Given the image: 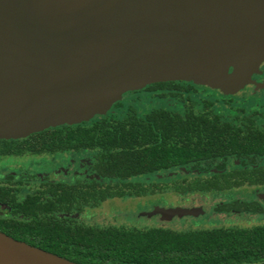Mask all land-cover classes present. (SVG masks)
<instances>
[{
    "label": "water",
    "instance_id": "water-1",
    "mask_svg": "<svg viewBox=\"0 0 264 264\" xmlns=\"http://www.w3.org/2000/svg\"><path fill=\"white\" fill-rule=\"evenodd\" d=\"M262 30L264 0H0V139L80 121L148 84L215 80L233 90L227 66ZM0 264L74 263L0 233Z\"/></svg>",
    "mask_w": 264,
    "mask_h": 264
},
{
    "label": "trees",
    "instance_id": "trees-1",
    "mask_svg": "<svg viewBox=\"0 0 264 264\" xmlns=\"http://www.w3.org/2000/svg\"><path fill=\"white\" fill-rule=\"evenodd\" d=\"M145 90L172 92L180 87L173 82H161ZM211 106L212 103H203L199 114L187 109L185 116L157 109L138 117L129 108L122 120L63 125L22 140L0 139V157L96 151L93 172L102 179L124 182L186 165L207 171L228 157L255 160L264 156V132L255 129L250 119L243 129L235 128L215 115ZM244 182L264 184V170L216 173L212 180L196 181L178 188L177 192L228 191L240 188ZM134 187L130 183H122L115 190L100 189L94 184L83 187L57 184L46 192L27 196L21 203L9 191L1 189L0 202L11 208V217H0V233L74 264H258L264 261L262 226L189 231L101 228L76 224L58 215L80 211L81 205L96 207L110 198L141 196L145 192L141 189L131 193L129 188ZM230 208L231 205H223L220 210Z\"/></svg>",
    "mask_w": 264,
    "mask_h": 264
},
{
    "label": "rangeland",
    "instance_id": "rangeland-1",
    "mask_svg": "<svg viewBox=\"0 0 264 264\" xmlns=\"http://www.w3.org/2000/svg\"><path fill=\"white\" fill-rule=\"evenodd\" d=\"M236 65L227 66L228 77L238 78L234 92L244 87L247 76L259 71L264 62V30L253 37L249 44L242 48L235 56ZM245 63L242 69L246 71L239 75V68ZM242 64V65H241ZM238 65V66H237ZM241 65V66H240ZM187 85L193 84L197 91L190 92L183 90L179 96H173L169 91L148 92L144 85L138 88L122 91L116 98L99 108H92L87 116L76 122H67L63 125L92 124L103 119L122 120L128 113L129 108L136 111L138 117H143L152 110L164 109L170 112L184 113L187 108L193 107L196 113L201 112L203 103L211 101L218 94L222 98L214 105V112L226 117L229 120L241 119L242 106L247 110L242 112L251 115L257 127L264 130V106H249L237 100H230L234 93L221 87L215 80L210 82H195L178 80L172 81ZM152 85V84H150ZM183 88V87H182ZM208 89V90H207ZM210 90V91H209ZM175 92V91H174ZM239 95V94H238ZM237 96V95H236ZM225 97V98H224ZM229 97V98H228ZM251 105H253L251 103ZM238 124V122L236 123ZM3 140H22L24 137L2 138ZM96 151H82L79 153L66 152L55 155L31 156L26 154L22 157H0V186L13 187L16 189V199L22 200L28 195L47 191L57 184L64 187L85 186L94 184L98 188L110 187L117 189L122 183H130L135 186L129 188L131 193L144 189L141 196H125L123 198H110L101 202L96 207L83 206L81 210H74L71 214H58L60 217L70 219L72 222L84 226L93 227H121L126 229L145 230L149 228H163L173 231L207 230L214 228L225 229H248L255 226H264V187L243 186L228 191L210 192H188L179 193L177 189L192 184L195 181L212 180L214 172L195 173L190 168L171 169L158 172L148 176H140L119 182L112 179H102L92 170L94 155ZM264 166V162L258 163ZM237 166H231L221 173H229ZM121 184V185H120ZM256 201L263 209L262 214H245L235 212H220L217 208L221 205L234 202ZM200 207L206 211L205 215L198 217L173 218L170 221H162L159 216L148 217L154 208H194ZM1 216L7 217V210H0ZM264 264V263H262Z\"/></svg>",
    "mask_w": 264,
    "mask_h": 264
},
{
    "label": "flooded vegetation",
    "instance_id": "flooded-vegetation-1",
    "mask_svg": "<svg viewBox=\"0 0 264 264\" xmlns=\"http://www.w3.org/2000/svg\"><path fill=\"white\" fill-rule=\"evenodd\" d=\"M262 64L263 65H262V67L260 68L259 71H256V72L252 73L251 75L247 76V80H246V82L244 84V87L239 88L237 90V92H236V90L234 92H231L232 90H229L231 93H234V95H235V98L232 97V96L230 98L228 97L230 100H232V99L233 100H237V101L243 102V104H245V105L254 106V107L255 106L258 107V106H262V105L264 106V62H262ZM242 71H246V69L244 68V70L242 69ZM175 84L179 85L180 90H173L172 92L169 91L173 96L175 94H177V96H179V92L182 91V89L190 91V92L192 91L194 93L197 91L196 87L193 84H191V83H189L187 85H182V84H179V83H175ZM156 92H164V91H156ZM212 92H215L221 98H222V96H224V95H222V93H220L218 91H212ZM221 98L218 99V97H214L213 99H211V101H206L204 103H212V106H211L212 112L215 115L219 116L222 121L231 124L235 128L243 129L245 127V125L247 124V119H250L251 122H252V126L255 129H257V130H259L261 132H264L263 129H261V128L256 126L255 120H254V118L251 115H246V114H244L242 112L243 110H247L243 106L241 107L243 109H240L241 110L240 112L242 113L240 120L234 119V121L233 120L231 121V120L227 119L226 117L223 118L222 115L215 113L213 111L214 110L213 107L218 101H220ZM251 103L253 105H251ZM191 106H192V108H187V109H193V107H195L196 104L192 103ZM155 110H157V109H155ZM202 110H203V108H202ZM202 110H201V112H202ZM165 111H167V110H165ZM193 111H194V109H193ZM201 112H199V113H201ZM172 113H179V112H172ZM199 113L195 112V114H199ZM179 114L182 115V116H185L184 113H179ZM237 122H238V124H236ZM218 161L221 163V159H218ZM261 161L264 162V156L257 157L255 160H253V158H250V157H248V158L246 157L245 159H241V160H238L235 157H228L227 159H225L224 163H222L223 165L221 164L222 165V170H220V171L217 170L219 168V166L221 167V165L219 163L217 165H212L211 168H209L207 171H201V172L199 171V169H196V167L194 165H186V166L177 167V168L178 169H182V170L185 169V168H190L193 172L198 173V174L207 173V172H214V175H215L216 173L224 174V173H221V172H223L224 170H226L228 168V163H230L231 166L233 165V166L239 167L238 169H234L233 171H236V170L251 171V170H256V169H263L264 170V166H258V163L261 162ZM177 168H174V169H177ZM233 171H231V172H233ZM231 172H229V173H231ZM226 174H228V173H226ZM243 186L264 187V184L261 183V184H257V185H250L248 182H244V184L241 187H243ZM1 189L9 191L11 194H13L14 197H15L16 202H18V203L23 202V200L27 197L26 196L22 200H17L16 199V195H15V193L17 192L16 189H13V187L0 186V190ZM43 192H46V191H42V192H39V193H36V194H40V193H43ZM36 194H34V195H36ZM28 196H33V195H28ZM261 200L264 201V197H261ZM224 205H231L232 208H230V210H228V211H222V210H220V207H222L223 205H221V206H219L217 208V211H220V212L245 213V214H249V213L262 214L263 213L262 207L256 201L249 202V203L248 202H240V203L239 202H234V203H228V204H224ZM0 210H7L8 211V216L7 217L1 216V214H0V217H2V218L11 217V208L8 205H4V204H2L0 202ZM262 227H264V226H262ZM262 263H264V261L260 262L258 264H262Z\"/></svg>",
    "mask_w": 264,
    "mask_h": 264
}]
</instances>
